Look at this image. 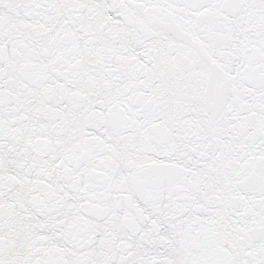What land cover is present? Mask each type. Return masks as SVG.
Segmentation results:
<instances>
[{"label": "snow or ice", "instance_id": "snow-or-ice-1", "mask_svg": "<svg viewBox=\"0 0 264 264\" xmlns=\"http://www.w3.org/2000/svg\"><path fill=\"white\" fill-rule=\"evenodd\" d=\"M0 264H264V0H0Z\"/></svg>", "mask_w": 264, "mask_h": 264}]
</instances>
